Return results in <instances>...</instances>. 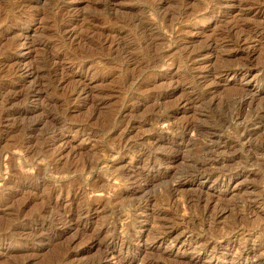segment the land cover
<instances>
[{"label": "rangeland", "instance_id": "obj_1", "mask_svg": "<svg viewBox=\"0 0 264 264\" xmlns=\"http://www.w3.org/2000/svg\"><path fill=\"white\" fill-rule=\"evenodd\" d=\"M0 264H264V0H0Z\"/></svg>", "mask_w": 264, "mask_h": 264}, {"label": "bare ground", "instance_id": "obj_2", "mask_svg": "<svg viewBox=\"0 0 264 264\" xmlns=\"http://www.w3.org/2000/svg\"><path fill=\"white\" fill-rule=\"evenodd\" d=\"M154 60V59H153ZM240 103V102H239ZM232 117V116H231ZM237 131H243V127L242 128H238ZM213 148H208V151L211 152ZM207 150V149H206ZM106 253V252H105Z\"/></svg>", "mask_w": 264, "mask_h": 264}]
</instances>
